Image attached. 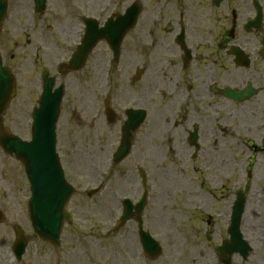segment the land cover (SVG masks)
Returning <instances> with one entry per match:
<instances>
[{"label":"flooded vegetation","instance_id":"flooded-vegetation-1","mask_svg":"<svg viewBox=\"0 0 264 264\" xmlns=\"http://www.w3.org/2000/svg\"><path fill=\"white\" fill-rule=\"evenodd\" d=\"M7 2L10 13L25 21L19 29L60 15L57 3L66 18L61 25L77 31L81 38L87 19L103 28L127 10L130 17L137 13L126 39L131 47L128 59L132 62L134 57L144 64L138 80L145 84L142 108L158 105L160 145L166 158L180 154L183 169L165 172L164 187L167 178L187 173L184 167L190 162L194 178L184 199L193 202L192 227L198 237L204 234L200 238L206 243L230 239L232 208L238 196L245 198L247 207L254 190L255 206L264 210V167L259 165L264 163V0H46L43 12L36 11L35 0ZM100 46L111 51L105 42L95 51ZM1 152L0 226L4 230L0 227V264H40L41 255L38 250L29 251L32 237L22 227V196L16 193L13 177L20 167ZM6 159L12 161V175L5 172ZM129 222L134 226L124 234L122 230L110 232L100 241L88 237L89 253L84 247L88 264H192L190 257L203 248L200 241L172 236L173 229L184 234L180 224L174 227L173 221L144 219L145 230L162 248L159 256L151 257L143 251L138 222ZM239 228L252 248L248 259H264V220L250 224L243 217ZM17 230L22 232L21 239ZM22 239L26 243L23 253ZM95 249L101 254L93 257ZM206 254L207 249L199 256ZM228 254L229 264H247L241 251Z\"/></svg>","mask_w":264,"mask_h":264},{"label":"rangeland","instance_id":"rangeland-1","mask_svg":"<svg viewBox=\"0 0 264 264\" xmlns=\"http://www.w3.org/2000/svg\"><path fill=\"white\" fill-rule=\"evenodd\" d=\"M55 4L60 15H53L45 22L41 21L37 27L32 23L19 29V24H24L25 21H19L10 13L0 34V52L4 64L14 73L17 84V95L5 114V122L25 139L30 137L32 122L30 115L41 94L40 76L43 68L47 67L51 73L56 74L57 65L70 57L78 43L76 32H70L61 25L66 18L60 5ZM10 28H14L15 31L10 32ZM100 48L93 53L85 69L59 79V83L65 85L66 94L57 130V150L61 155L66 177L76 189L68 205L69 211L74 215V222L71 227L65 226L62 235L63 246L66 248L53 249L49 244L38 241L33 235L26 216L25 202L30 195L29 185L22 171L13 174L18 191L16 193H21L22 196L24 215L22 227L28 236L32 237L29 251L38 250L41 255L40 264H88L84 252V247L87 253L91 250L88 237L96 241L102 240L107 228L111 227L110 221L116 220L120 215L121 209L118 207L120 200L130 198L135 202L140 198L142 186L139 170L144 169L148 176L149 192L145 219L148 222L160 220L165 224L173 221L174 227L179 224L181 225L179 228L184 227L182 228L184 234L173 229L175 234L172 236L187 238L191 242H202L203 248L200 253L207 249L208 254L205 257H200V253L190 257L192 264H222L215 250L220 244L217 241L209 243L202 241L200 237L204 234L201 233L202 235L198 237L192 227L196 212L192 209L193 202L184 199L189 194L187 188L191 189L190 181L194 178L190 162L185 164L187 173L182 172L183 176L175 175L171 180L167 178L168 183H165L164 187L165 172L168 175L180 172L181 168L175 161L181 160L180 154L176 158H166L165 148L160 145L158 105L152 104L146 121L136 133L130 155L118 165H112V154L118 146L120 127L124 121V109L131 105L136 106L137 103L139 104L137 107L144 106L141 101L144 80L132 83L129 78L135 72L136 66L143 63L134 57L132 62L128 59L131 47L128 48L126 39L122 57L124 60L114 67L115 78L113 82L108 83L103 81V65L104 62L109 63L110 57L106 47ZM106 96L112 98V107L119 117L117 124L110 125L105 121ZM6 162L5 172L12 175L9 173L12 161L6 159ZM259 165L264 167L263 162ZM100 182L105 183L104 190L93 197H88L87 193L95 189ZM255 193L252 190L251 205H247L244 214L245 221L250 224L264 220V210L255 206ZM133 226L134 224L128 222L122 227L121 234ZM0 227L3 231L4 227ZM75 237H78V240ZM92 254L96 257L101 252L95 249ZM89 256L91 257V254ZM95 261L99 263L98 260ZM248 264H264V259L251 256Z\"/></svg>","mask_w":264,"mask_h":264},{"label":"water","instance_id":"water-1","mask_svg":"<svg viewBox=\"0 0 264 264\" xmlns=\"http://www.w3.org/2000/svg\"><path fill=\"white\" fill-rule=\"evenodd\" d=\"M5 14V4L0 3V27ZM100 38V37H99ZM95 40H98L95 38ZM94 41L81 46L69 64L70 69H79ZM54 80L45 77L44 94L40 100V107L35 110L32 141H22L10 136H1L0 142L4 149L14 154L24 165L26 175L31 183L32 198L29 202L30 217L36 232L42 240L58 243V238L65 221H70L66 205L74 194V189L64 179L63 172L56 154V123L62 99L61 89L52 91ZM15 95L12 74L2 67L0 60V126L1 115L8 103ZM143 112H129V120L124 128V141L117 153V161H121L130 151L132 133L143 121ZM112 120V117L111 119ZM1 128V127H0ZM142 200L137 212L143 209ZM127 211L131 208L129 202ZM125 217L123 220H126ZM237 220V219H236ZM143 237L148 236L143 234ZM234 246L242 244L235 229L232 231ZM227 248V246H226Z\"/></svg>","mask_w":264,"mask_h":264},{"label":"bare ground","instance_id":"bare-ground-1","mask_svg":"<svg viewBox=\"0 0 264 264\" xmlns=\"http://www.w3.org/2000/svg\"><path fill=\"white\" fill-rule=\"evenodd\" d=\"M251 212H253V211H251Z\"/></svg>","mask_w":264,"mask_h":264}]
</instances>
